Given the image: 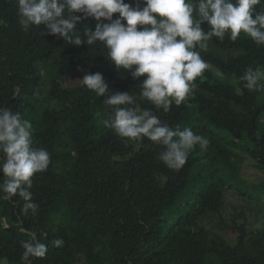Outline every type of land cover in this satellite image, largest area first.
<instances>
[{
	"label": "trees",
	"instance_id": "1",
	"mask_svg": "<svg viewBox=\"0 0 264 264\" xmlns=\"http://www.w3.org/2000/svg\"><path fill=\"white\" fill-rule=\"evenodd\" d=\"M85 23L94 27L91 19ZM207 43V50L196 49L210 67L194 81V95L168 112L153 109L162 123L210 141L174 171L156 159L161 146L105 127L110 110L103 97L61 85L75 71L100 72L109 93L130 92L141 108H152L139 99L144 77L117 71L100 42L69 45L42 25L23 31L16 0H0V107L29 120L34 144L51 154L48 169L33 177L35 217L20 214L18 197L0 199V257L20 264L19 242L36 231L46 234L48 252L33 264H264V221L250 231L222 217L232 190L264 206V182L247 185L241 175L246 160L264 170V89L239 81L248 66H264V47L243 33ZM217 222L224 233L214 231ZM55 238L64 246L52 247Z\"/></svg>",
	"mask_w": 264,
	"mask_h": 264
},
{
	"label": "clouds",
	"instance_id": "2",
	"mask_svg": "<svg viewBox=\"0 0 264 264\" xmlns=\"http://www.w3.org/2000/svg\"><path fill=\"white\" fill-rule=\"evenodd\" d=\"M264 0H16L18 24L25 32L43 26L47 34L73 46H96L106 50V60L117 71H128L139 83V99L152 105L141 108L130 92L109 93L102 73H88L78 81L89 91L103 97L110 110L105 127L125 140L145 139L161 146L156 159L170 170H179L197 147L206 150L210 141L190 128L162 123L153 110L168 112L194 95V81L209 69L200 50H207L213 37L225 35L235 41L241 33L256 46L264 47V10L256 6ZM143 5V6H141ZM80 13L81 15H75ZM113 14L118 16L113 19ZM91 19L94 27L85 21ZM207 24L205 31L201 25ZM83 25L82 31L77 30ZM264 66H248L239 77L243 88L261 90ZM51 154L33 141L32 123L19 111L0 107V199L22 201L20 214L35 217L39 204L33 200V177L46 171ZM21 240L20 264H33L44 258L46 234L36 231ZM63 239L51 241L61 248ZM0 264H9L0 257Z\"/></svg>",
	"mask_w": 264,
	"mask_h": 264
},
{
	"label": "rangeland",
	"instance_id": "3",
	"mask_svg": "<svg viewBox=\"0 0 264 264\" xmlns=\"http://www.w3.org/2000/svg\"><path fill=\"white\" fill-rule=\"evenodd\" d=\"M85 74H88L86 70L75 71L67 79H64L61 82V85L64 88L81 85L78 80L82 79ZM241 175L247 185L264 182V170L257 169L251 160H246L244 162ZM222 217L224 219V223L229 227L245 225L250 231L259 229L262 227L264 221V206L262 203L247 199L245 196H242L235 192V190H232L225 196ZM219 226L220 224L217 222L213 228L214 231L220 234L224 233L225 231L220 229ZM225 235L227 234L225 233ZM225 237L229 242L234 244L235 239L233 236Z\"/></svg>",
	"mask_w": 264,
	"mask_h": 264
}]
</instances>
